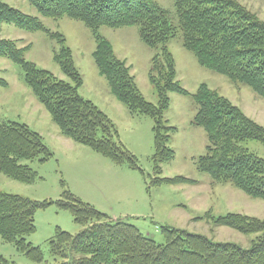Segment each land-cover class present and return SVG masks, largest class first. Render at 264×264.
I'll return each instance as SVG.
<instances>
[{
	"label": "trees",
	"instance_id": "obj_1",
	"mask_svg": "<svg viewBox=\"0 0 264 264\" xmlns=\"http://www.w3.org/2000/svg\"><path fill=\"white\" fill-rule=\"evenodd\" d=\"M29 3L41 17L66 16L88 27L96 41L94 63L115 98L131 115L152 118L154 174L148 176V188L196 182L182 175L158 176L161 164L174 157L167 141L170 130L175 128L162 126L163 112L169 105L168 93H189L175 80L173 59L167 47L178 30L182 45L201 66L225 75L233 83L249 86L264 98V19L240 0H173L176 24L155 0H29ZM1 22L55 37L39 16L24 13L3 1H0ZM101 26H136L141 41L155 49L148 76L159 97L158 106L145 99L130 68L117 59L110 42L97 33ZM29 48L0 36V58L19 66L25 84L47 110L61 135L90 147L116 164H126L143 173L136 156L114 139L117 129L108 115L79 94L80 75L69 51L55 52L53 56L70 79L65 81L27 60L25 54ZM6 86L7 81L0 78V89ZM191 97L196 106L192 123L204 130L208 141L205 152L197 158V169L209 174L212 183H230L250 197L264 199V157L243 144L254 139L264 145V126L206 83H200ZM52 155L42 136L26 123L0 121V172L7 177L32 183L37 173L23 161L45 162ZM52 203L68 210L73 221L83 226L75 234L56 227L48 241L50 254L60 259L55 264H264L262 218L239 212L205 214L206 220H212L214 225L242 233H259L248 248L170 225L160 226L164 243H158L134 224L109 217L67 190L55 201L32 200L0 190V238L30 260L42 262V250L25 236L35 230V211ZM0 264L15 263L0 255Z\"/></svg>",
	"mask_w": 264,
	"mask_h": 264
},
{
	"label": "rangeland",
	"instance_id": "obj_2",
	"mask_svg": "<svg viewBox=\"0 0 264 264\" xmlns=\"http://www.w3.org/2000/svg\"><path fill=\"white\" fill-rule=\"evenodd\" d=\"M0 1L24 13L39 16L55 37H48L41 31H23L4 22L0 23V36L15 40L19 47L29 45L26 59L65 81L70 79L53 56L55 52L69 51L70 60L80 75L79 94L108 115L117 129L114 139L136 156L143 170L142 173L126 164H116L88 146L75 142L72 144L75 146H68L59 141L69 138L61 135L47 110L27 87L22 70L9 59L0 58V78L7 81V86L0 89V121L26 123L42 136L53 152L45 162L37 159L23 161L37 173L32 183L13 180L0 172V190L32 200L53 201L60 199L63 191L67 190L109 217L122 218L134 224L158 243H164L160 226L170 225L204 234L215 241L236 242L244 248L250 246L259 233H242L228 226L214 225L212 220L205 218L207 212L213 216L239 212L264 219V199L250 197L230 183H212L209 174L197 169V158L205 152L208 141L204 130L192 123L196 106L191 94L200 83H206L263 126L264 98L249 86L233 83L225 75L201 66L194 54L182 45L178 30L167 47L173 59L175 80L189 93H168L169 105L163 112L162 126L175 128L170 130L171 136L167 141L174 157L161 164L158 176L182 175L196 182L148 188V181L154 174V122L148 115H131L115 98L106 79L98 73L92 56L96 47L93 32L81 21L66 16L57 19L41 17L29 0ZM155 1L176 24L173 0ZM240 1L264 19V0ZM97 33L110 42L117 59L130 68V74L145 99L157 105L159 97L148 76L150 58L155 49L141 41L138 28L101 26ZM243 144L264 157V145L259 141L250 139ZM34 222L35 230L25 238L40 247L44 256L42 262L30 260L1 238L0 255L15 264H55L60 259L50 254L48 241L56 227L71 234L83 228L73 221L68 210L58 208L55 203L37 209Z\"/></svg>",
	"mask_w": 264,
	"mask_h": 264
},
{
	"label": "crops",
	"instance_id": "obj_3",
	"mask_svg": "<svg viewBox=\"0 0 264 264\" xmlns=\"http://www.w3.org/2000/svg\"><path fill=\"white\" fill-rule=\"evenodd\" d=\"M59 141L61 142H64L66 145L68 146H75V145H72L74 144L73 141H71L70 139H58ZM70 140V141H69ZM76 144V143H75Z\"/></svg>",
	"mask_w": 264,
	"mask_h": 264
}]
</instances>
